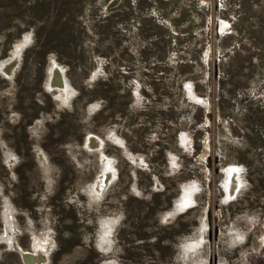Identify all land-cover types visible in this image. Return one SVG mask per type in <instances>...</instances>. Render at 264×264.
Listing matches in <instances>:
<instances>
[{
    "label": "rangeland",
    "instance_id": "1",
    "mask_svg": "<svg viewBox=\"0 0 264 264\" xmlns=\"http://www.w3.org/2000/svg\"><path fill=\"white\" fill-rule=\"evenodd\" d=\"M21 251L264 264V0H0V264Z\"/></svg>",
    "mask_w": 264,
    "mask_h": 264
},
{
    "label": "bare ground",
    "instance_id": "2",
    "mask_svg": "<svg viewBox=\"0 0 264 264\" xmlns=\"http://www.w3.org/2000/svg\"><path fill=\"white\" fill-rule=\"evenodd\" d=\"M8 243H9L10 247H12V245L14 244V239H13V238H10V240H9ZM13 247H16V246L13 245ZM16 248H17L18 251H20V250L18 249V246H17ZM21 253H22V254H26L25 252H22V251H21ZM28 254H29V253H28ZM30 256L32 257V260H30L29 262H26V264H33V261H34V254H33V255L30 254Z\"/></svg>",
    "mask_w": 264,
    "mask_h": 264
},
{
    "label": "water",
    "instance_id": "3",
    "mask_svg": "<svg viewBox=\"0 0 264 264\" xmlns=\"http://www.w3.org/2000/svg\"><path fill=\"white\" fill-rule=\"evenodd\" d=\"M54 80H55V79H54ZM56 80H57V78H56ZM57 81H58V80H57ZM12 248H14L15 250H17L16 247H13V246H12ZM20 255H21L22 260L24 261V263L29 262L30 260H32V257L30 256V254H22V253H20ZM34 261H35V260H34ZM34 261H33V263H34Z\"/></svg>",
    "mask_w": 264,
    "mask_h": 264
},
{
    "label": "snow or ice",
    "instance_id": "4",
    "mask_svg": "<svg viewBox=\"0 0 264 264\" xmlns=\"http://www.w3.org/2000/svg\"><path fill=\"white\" fill-rule=\"evenodd\" d=\"M233 171H238V170H236V169H233Z\"/></svg>",
    "mask_w": 264,
    "mask_h": 264
}]
</instances>
